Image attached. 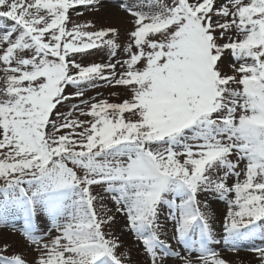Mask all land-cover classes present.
Masks as SVG:
<instances>
[{"label":"snow or ice","instance_id":"6c2138e0","mask_svg":"<svg viewBox=\"0 0 264 264\" xmlns=\"http://www.w3.org/2000/svg\"><path fill=\"white\" fill-rule=\"evenodd\" d=\"M102 9L126 26L73 19ZM0 228L35 253L0 231V264H231L216 246L264 241V0H0Z\"/></svg>","mask_w":264,"mask_h":264},{"label":"rangeland","instance_id":"374dc122","mask_svg":"<svg viewBox=\"0 0 264 264\" xmlns=\"http://www.w3.org/2000/svg\"><path fill=\"white\" fill-rule=\"evenodd\" d=\"M82 10V9H81ZM110 11H115V9H102L100 12H85L83 16L81 17H73V19L78 20L79 22H95V24L98 27H125L126 25H121V23L115 19L112 16H109L108 13ZM105 60V57L103 55H98L95 57H91L89 60H85L84 63H90V62H103ZM226 71L230 73V70L226 69ZM97 91H102L104 94L105 98H109L112 101L119 102L115 96H109V90L107 89H98ZM114 91V90H113ZM89 96L95 95V92H90L88 94ZM111 207V204H109ZM213 207L218 209L220 212H223L224 210V205L222 203H215L213 204ZM118 219V224L117 228L115 229L118 233L122 230L123 235H122V240L124 242V247L121 249V252H130V255L132 256V259L134 261H141L143 259V254L140 253L138 254V249L134 247V245L138 242L135 241L134 237L132 234L127 230V228L124 227V220L120 218L119 216L117 217ZM13 222L19 223V227L15 226L17 229H22L23 228V219L22 218H13ZM16 225V224H14ZM170 227V225H169ZM214 227L216 228L217 232H220L221 229V217H218L216 222L214 223ZM0 231H3L7 234L8 240L10 244L12 245V250L16 252H21L25 251L26 259L31 261L35 253L31 252V249L25 250L23 248V241L22 237L19 232H13L11 228L8 229H3L0 228ZM254 244L256 247H262L264 246V241H261L259 239L253 241V242H244L240 246V251L239 252H229L224 249V246L221 244L219 246H216L217 251L221 252V255L229 260L231 264H259V260L256 261L255 259L252 258V256H256V252L248 250L250 245ZM239 256H244L246 259L241 260L239 259Z\"/></svg>","mask_w":264,"mask_h":264},{"label":"bare ground","instance_id":"6f19581e","mask_svg":"<svg viewBox=\"0 0 264 264\" xmlns=\"http://www.w3.org/2000/svg\"><path fill=\"white\" fill-rule=\"evenodd\" d=\"M13 224H16L15 226L17 227H19V223H15V222H13ZM252 258L253 259H255L256 261H258L259 259H258V254H256V256H252ZM239 259H241V260H244V259H246V257H244V256H239Z\"/></svg>","mask_w":264,"mask_h":264}]
</instances>
